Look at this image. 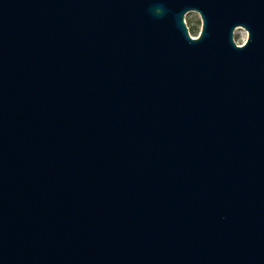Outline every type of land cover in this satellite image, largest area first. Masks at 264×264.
<instances>
[{"label":"water","instance_id":"water-1","mask_svg":"<svg viewBox=\"0 0 264 264\" xmlns=\"http://www.w3.org/2000/svg\"><path fill=\"white\" fill-rule=\"evenodd\" d=\"M0 264H264V0H0Z\"/></svg>","mask_w":264,"mask_h":264},{"label":"rangeland","instance_id":"rangeland-1","mask_svg":"<svg viewBox=\"0 0 264 264\" xmlns=\"http://www.w3.org/2000/svg\"><path fill=\"white\" fill-rule=\"evenodd\" d=\"M184 20L188 26L190 35L197 36L201 27V18L196 10L187 11L184 15ZM234 39L236 43L242 44L247 39V31L243 27H237L234 31Z\"/></svg>","mask_w":264,"mask_h":264}]
</instances>
